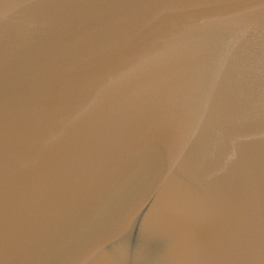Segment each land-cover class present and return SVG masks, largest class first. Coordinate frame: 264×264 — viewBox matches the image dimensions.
I'll return each mask as SVG.
<instances>
[{
  "label": "water",
  "instance_id": "water-1",
  "mask_svg": "<svg viewBox=\"0 0 264 264\" xmlns=\"http://www.w3.org/2000/svg\"><path fill=\"white\" fill-rule=\"evenodd\" d=\"M0 264H264V0H0Z\"/></svg>",
  "mask_w": 264,
  "mask_h": 264
},
{
  "label": "snow or ice",
  "instance_id": "snow-or-ice-1",
  "mask_svg": "<svg viewBox=\"0 0 264 264\" xmlns=\"http://www.w3.org/2000/svg\"><path fill=\"white\" fill-rule=\"evenodd\" d=\"M98 71H103V70L101 69V70H98Z\"/></svg>",
  "mask_w": 264,
  "mask_h": 264
}]
</instances>
